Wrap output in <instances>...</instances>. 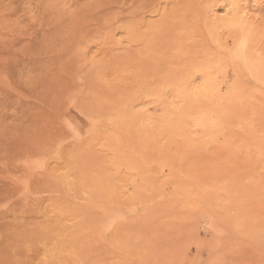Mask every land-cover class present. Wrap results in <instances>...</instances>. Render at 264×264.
<instances>
[{
	"label": "rangeland",
	"instance_id": "374dc122",
	"mask_svg": "<svg viewBox=\"0 0 264 264\" xmlns=\"http://www.w3.org/2000/svg\"><path fill=\"white\" fill-rule=\"evenodd\" d=\"M255 71L264 0H0V264H264Z\"/></svg>",
	"mask_w": 264,
	"mask_h": 264
},
{
	"label": "bare ground",
	"instance_id": "6f19581e",
	"mask_svg": "<svg viewBox=\"0 0 264 264\" xmlns=\"http://www.w3.org/2000/svg\"><path fill=\"white\" fill-rule=\"evenodd\" d=\"M243 26H242V21H240L239 20V18H238V30L241 32V36H240V39H239V41H238V46H239V43H240V45L242 46V48H245V47H247V46H250L249 45V43H248V41H249V38L247 37V33H244L243 32V28H242ZM253 48V47H252ZM239 49H241V48H239ZM240 52V51H239ZM239 54V53H238ZM240 54L242 55H240L241 56V61H240V63L242 64V66L243 67H248V66H256V65H254L256 62H258L257 61V58H252L251 60L249 59V57H248V55H250V54H248V55H246L247 54V52L245 53V51L244 50H242L241 49V52H240ZM239 56V55H238ZM237 56V57H238ZM251 56V55H250ZM248 58V59H247ZM257 64V63H256ZM249 70V69H248ZM248 73H249V71H248ZM247 73V74H248ZM246 74V75H247ZM250 74V73H249ZM252 75H251V78L252 79H256V80H258V81H261L262 79H264V77L263 76H261L257 71H255V72H252L251 73ZM242 74H240L239 73V75L238 76H241ZM245 75V74H244ZM244 75H242L245 79H248L249 78V76L248 77H245ZM144 75H141L140 77H143ZM251 79V80H252ZM249 80H250V78L248 79V81H246V80H241V82H239V84L241 83V84H243L244 83V85H246V83L244 82V81H246V82H249ZM243 82V83H242ZM255 82V81H254ZM253 82H249V85L250 84H252ZM259 83V82H258ZM255 84V83H254ZM247 86V85H246ZM251 86V85H250ZM261 86V85H260ZM245 87V86H244ZM241 89H243V88H241ZM244 93V92H243ZM244 95H245V93H244ZM247 95V94H246ZM260 121V120H259ZM255 136V135H254ZM258 136V135H257ZM256 136V137H257ZM253 139H254V137H253ZM94 184H96V183H94Z\"/></svg>",
	"mask_w": 264,
	"mask_h": 264
}]
</instances>
